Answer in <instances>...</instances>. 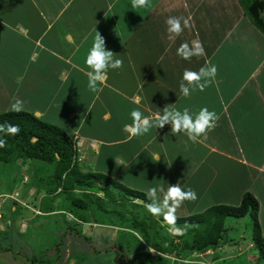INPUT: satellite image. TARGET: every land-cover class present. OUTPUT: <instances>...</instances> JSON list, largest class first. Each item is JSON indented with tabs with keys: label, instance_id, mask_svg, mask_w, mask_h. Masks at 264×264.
I'll use <instances>...</instances> for the list:
<instances>
[{
	"label": "crops",
	"instance_id": "1",
	"mask_svg": "<svg viewBox=\"0 0 264 264\" xmlns=\"http://www.w3.org/2000/svg\"><path fill=\"white\" fill-rule=\"evenodd\" d=\"M131 4L132 0H0V48L19 67L13 82L23 84L25 74L37 76L36 85L43 89L39 107L28 112L55 125L56 114L61 116L60 127L83 140L79 155L85 169L90 165L94 172L106 173L147 197L149 188L137 181L132 184L131 178L154 176L156 185L177 183L195 190L197 199L183 201L176 217L200 214L194 213L197 206L207 210L234 205L244 193L252 194L258 201L262 234L258 192L264 194V34L250 22L239 0H148L146 7L135 9ZM169 16L181 17L182 23L189 19L190 27L170 39ZM96 31L123 64L108 70L102 90L93 93L87 88L84 59ZM195 41L203 46V54L187 61L176 55L181 43L191 46ZM4 62V71H10V61ZM206 64L216 65L214 80L203 91L184 97L179 90L183 70ZM32 91L31 96L37 94ZM136 96L139 105L132 103ZM35 100L36 95L32 105ZM169 105L207 107L217 114L215 127L197 143L183 134H170L169 124L143 136L130 137L125 131L132 123L130 109L139 107L149 115ZM13 191L11 197L18 193ZM157 196L162 199L161 193ZM226 219L225 224L230 221ZM248 238L252 241L250 231ZM11 258L7 255L0 264H13L12 254ZM178 261L188 264L190 259Z\"/></svg>",
	"mask_w": 264,
	"mask_h": 264
},
{
	"label": "rangeland",
	"instance_id": "2",
	"mask_svg": "<svg viewBox=\"0 0 264 264\" xmlns=\"http://www.w3.org/2000/svg\"><path fill=\"white\" fill-rule=\"evenodd\" d=\"M263 50L264 49H260V52H263ZM4 52L5 51L0 48V113L5 112V108L7 109L6 111L13 109L12 105L17 101L21 102V110L32 111L34 106L39 107L38 102L41 98L38 95L43 94V89L39 85H36L37 76H27L28 74H25L26 81L23 84L16 85L13 82V75L15 76L16 70H18L19 67L17 64H15V62H12V59L5 57ZM5 60L10 61V71L12 73L10 71H4V66L7 63L4 62ZM27 80L30 81L29 85L26 84ZM32 90H36L37 94L34 95H36L38 99V101H34V105L31 103V100L34 99V95L31 96L33 92ZM9 93L13 100L10 99ZM68 100L70 101V99ZM56 116H58V118L57 120H53V122L57 123L58 126L63 125L61 122H59L61 116L57 114ZM82 142L81 140L78 142L79 146L84 145ZM92 146H94V143ZM23 161L24 163H22ZM78 165L80 166L79 163ZM80 167L83 169V173L89 171L97 174L98 172H94V169H91L90 165L89 167L87 166L86 169L85 166ZM104 175L106 176V173ZM54 180L53 166L44 162L26 158L22 160L18 158L8 163H0V190L2 191L0 192V218L2 219L0 221V252H5L7 250L5 252L7 254L0 253V259H3L4 257L6 258L7 255L9 258H11L12 254L14 257L12 262L13 264H30L29 261L34 262L35 264H45L46 258L47 260L52 259L55 261L54 254L61 252L59 253L60 256L56 258V264H106L108 263V260H110V264H125L121 255L118 256L117 254L113 253L116 252V248H121L120 243L123 242L124 245L122 243L121 245L125 246V248L123 247V250L127 252L126 257L128 264H149L145 255L150 254V252L153 254V252L156 251H150V249H148L149 246L147 247V243L143 240V238H146L142 235V232L138 228L129 226L127 224V218H132L134 213V217L138 219V222H146L150 225V227L157 229V227H155V220H157V217H155L156 219L152 218L150 215L151 213H149L144 206L134 205V207H131V204L139 203H136L137 200H135L124 190V188H128L124 182L119 180L117 181L116 178L111 176L110 178L107 177V180L106 178L100 180L99 182H101L103 185H108L110 181L114 182V185L117 184L119 189L113 190L110 193L115 197L114 201L116 204L108 203V198L104 197L103 192H98L96 195L104 198L103 200L105 204L103 205L104 209L102 208V210L106 217H96V223L94 224L91 222L78 224L72 218L70 221H68L67 218L69 219V217L66 216V213L68 212L74 217L82 216L86 220L92 221V212L89 210L75 208L71 204L69 197L71 194L64 192L61 187H59L54 194V186L56 185ZM123 181L129 183L128 179H124ZM130 181L132 184L137 181L139 186L149 188L156 185L155 183L158 182V178L154 176L151 178L139 177L131 178ZM198 181L200 182V180ZM145 184L147 185L145 186ZM32 185H36V189L38 190L37 193L32 192L31 189L34 187ZM111 186L112 185H109L110 189ZM189 186H191V182H189ZM13 190L18 191V193L11 197L10 195L14 193ZM232 191L233 188L231 187V192H227V195L230 196ZM72 193V196H82V191L80 190H74ZM258 193L259 200L261 197L259 202L261 205L260 211H262L263 217L261 236L263 235L262 238L264 239V194L262 195V192ZM41 197L43 198L42 204L40 206V211H37L35 205L40 204ZM11 200H15V202H12ZM35 200H39L38 203L37 201L35 202ZM119 202H121V206H119ZM14 203L16 204L14 205ZM234 205H239V200L234 202ZM119 207H122L124 210L126 218L123 217L122 219H119L118 217L120 216H118L117 213L110 212L113 209L120 210ZM91 208L95 210L93 205H91ZM195 209L196 210H194V213H201L205 210L201 208V206H197ZM179 212L182 215L189 214L188 212L182 213L181 210H179ZM101 220L105 223V225L100 223ZM226 220L230 221H227L225 224L226 233L224 235V240L226 243L223 244V247L215 251L205 252L199 257L194 256V258L191 256L188 259H194V261H198L199 263L196 264H264V261L259 259L258 256V251L255 246L256 238H250L252 241H249L248 238L249 231L250 236H254L257 233L251 217L245 216L239 220L234 217H228ZM4 221L6 222V225L3 224ZM111 222L113 223L111 224ZM68 226H72L76 230L83 232V236H89L88 238L93 237L92 248L99 252L97 254H88L85 258V261L83 260L84 262L78 260V258H74L73 254L75 248L82 250V248L85 249L87 246L83 241L76 242L73 240L75 237L66 236V233L68 232L65 233L67 230L65 228H68ZM157 226L161 231L158 232L159 236L165 238V244L169 240L180 243L181 239H178L176 230L179 229L181 232L182 229H184L183 226L175 227L162 221H158ZM199 228H201V226H199ZM153 233L154 230L152 229V234ZM62 234H64V236ZM193 234L194 232L186 235L182 242L184 243L186 241H191ZM242 234H244V238L240 239L239 236ZM60 237L61 240H64L63 244L61 243L58 245H61L62 249L59 248L56 252V244ZM151 239L153 241L158 240L155 236ZM229 241H231V243ZM125 243L128 246H126ZM106 245L113 252L111 250H106L102 253V251L105 250ZM176 251L180 252V250L177 248ZM217 256L219 257L218 259H216ZM112 257L115 259V261ZM155 260L156 259H154V261ZM168 264H182V262L179 263L177 258H171L168 259Z\"/></svg>",
	"mask_w": 264,
	"mask_h": 264
},
{
	"label": "trees",
	"instance_id": "3",
	"mask_svg": "<svg viewBox=\"0 0 264 264\" xmlns=\"http://www.w3.org/2000/svg\"><path fill=\"white\" fill-rule=\"evenodd\" d=\"M239 2L250 22L261 33L264 34V0H239ZM7 124L19 125L20 132L17 134H10L6 131H0V140L4 141V146L0 147V163H8L18 158L22 160L26 158L52 165L55 179L54 183L56 184L54 186V191L61 187L64 192L71 194L69 197L71 204L75 208L89 210L92 212V221L86 220L82 216H73V220H75L76 223L85 224L91 222L94 224L96 223V217H106L102 210L103 205L105 204L103 200L104 198H101L96 194L98 192H103L104 197L108 198V203L116 204L114 201L115 197L110 193L111 191L117 190L119 188L117 184L114 185V182L111 181L108 185L101 184V182H99L100 180H103V178H106L107 180V177L101 174H96L89 171L86 173L82 172L83 169L80 166L85 164L84 161H81L82 159L79 155V148L77 147L78 137L76 135L69 134L60 126L44 121L41 118L36 117L33 113L24 110H10L0 113V125L6 126ZM22 163H24V161ZM109 185H112L111 189L109 188ZM74 190L82 191V196H72V192ZM124 190L134 199L139 198L145 204L151 203L150 199L142 192L134 191L128 188H124ZM120 203L121 202H119V206H121ZM91 205H93L95 210L91 208ZM134 205L142 206L141 204H131V207H134ZM119 208L120 210L113 209L110 212L117 213V215L120 216L118 217L119 219H122L123 217L126 218L122 207ZM258 209V201L255 199V197L250 193H244L239 205H216L208 208L200 214L190 215L188 217H176V221L173 226L184 227V229L181 231L182 234L178 235V239H181L180 243L169 240L165 244V238L159 236L158 232L161 231L157 226V222L162 221L167 223V221L163 220V217H159L157 220H155V227H157V229L150 227V225L146 222H138V219L134 217V213L132 218H127V224L133 228H138L142 232V235L146 238H143V240L147 243H145L147 247L149 246V249L156 251L155 254L150 253L145 255L149 264H168V259L171 258H190L193 253L201 254L209 250L215 251L222 247L223 244L226 243L224 240V235L226 233L224 225L225 219L228 217L243 218L249 215L257 232L252 239L256 238L255 246L258 251L259 259L264 261V239L261 236L257 220ZM150 215L152 218L156 219L155 216L152 214ZM100 223L105 225L102 220ZM112 223L113 222H111V224ZM199 226H201V228H199ZM65 229H67L65 233L68 232L66 233V236L70 235L75 237L73 240L76 242L83 241L87 246V248H82V250L75 248L73 254L74 258H78L80 261H85V258L88 254H97L99 252L92 248L93 237L88 238L87 236H83V232L76 230L72 226H68V228ZM152 229L154 230L153 234ZM192 232H194L192 240L183 243L182 240H184V237ZM62 235L64 236V234ZM154 236L157 237V241H153L151 239ZM61 237L57 241L56 252L59 248L62 249L61 245L58 246L61 243L63 244L64 240H61ZM229 242L231 243V241ZM121 243L123 244V242ZM121 243V248L114 247L116 248L117 252H113L106 245V248L104 251H102V253L106 250H111L114 254L124 253L123 258L125 262L127 252L123 250V247L125 248V246H122ZM126 246L128 245L126 244ZM176 248L179 249L180 252L176 251ZM59 253L57 252V254L54 255L55 261L52 259L47 260L46 258L45 264H56V258L60 256ZM154 259L156 260L154 261ZM30 264L35 263L30 261ZM106 264H110V260H108V263Z\"/></svg>",
	"mask_w": 264,
	"mask_h": 264
},
{
	"label": "clouds",
	"instance_id": "4",
	"mask_svg": "<svg viewBox=\"0 0 264 264\" xmlns=\"http://www.w3.org/2000/svg\"><path fill=\"white\" fill-rule=\"evenodd\" d=\"M147 4L148 0H132L131 7L134 9L143 8ZM181 20V17L175 16H169L167 18L166 30L170 34V39L179 36L185 28L190 27L189 19L184 18L183 23ZM203 51V46L198 41L193 42L191 46L188 42H183L177 47L176 55L187 61L195 55L203 54ZM84 63L88 69L84 72V75L87 77V88L93 93H98L102 90L100 86L106 83L108 70L121 68L123 60L115 56L113 51L105 47L104 38L96 31L91 47L86 52ZM216 72L217 67L214 64H206L198 70L184 69L179 82L180 93L184 97H188L193 92L203 91L214 80ZM132 103L139 105L140 97H134ZM12 108L15 111H20L21 102L17 101L12 105ZM129 116L132 123L130 125L126 124L124 129L129 132L130 137L143 136L153 128H163L165 124H169L170 134L174 136L183 134L187 137L188 141L193 143L199 142V139L206 135L207 130L215 127V121L218 119L217 114L214 111H210L207 107L193 110L189 107L177 108L174 105L164 106L162 112L150 113L149 115H145L139 107H135L130 109ZM0 131L17 134L20 132V127L19 125L13 124H7L6 126L0 125ZM77 142L79 141L77 140ZM3 146L4 141L0 140V147ZM158 192L162 194V199L157 196ZM147 195L151 200V203L145 205L147 211L157 218L163 217V220L167 221L170 225L175 224L176 208L183 201L197 199L195 190L190 187L182 188L177 183L168 184L167 188L163 185L151 186L148 189ZM66 216H69V221L71 218L73 219V215L68 212ZM176 234L179 235L182 233L177 229ZM153 254L155 253L153 252ZM202 254L204 253L192 255L193 257H199ZM190 261L189 264L199 263L198 261H194V259H190Z\"/></svg>",
	"mask_w": 264,
	"mask_h": 264
},
{
	"label": "flooded vegetation",
	"instance_id": "5",
	"mask_svg": "<svg viewBox=\"0 0 264 264\" xmlns=\"http://www.w3.org/2000/svg\"><path fill=\"white\" fill-rule=\"evenodd\" d=\"M116 252H117V251H116ZM116 254H117L118 256H120V255H121V256L123 257V254H124V253H121V254H119V253H116ZM123 259H124V258H123Z\"/></svg>",
	"mask_w": 264,
	"mask_h": 264
},
{
	"label": "built area",
	"instance_id": "6",
	"mask_svg": "<svg viewBox=\"0 0 264 264\" xmlns=\"http://www.w3.org/2000/svg\"><path fill=\"white\" fill-rule=\"evenodd\" d=\"M90 144L92 145V144H93V142L91 141V142H90ZM77 147H79V144H78V142H77Z\"/></svg>",
	"mask_w": 264,
	"mask_h": 264
},
{
	"label": "water",
	"instance_id": "7",
	"mask_svg": "<svg viewBox=\"0 0 264 264\" xmlns=\"http://www.w3.org/2000/svg\"><path fill=\"white\" fill-rule=\"evenodd\" d=\"M126 261H125V264H128V262H127V259H125Z\"/></svg>",
	"mask_w": 264,
	"mask_h": 264
}]
</instances>
